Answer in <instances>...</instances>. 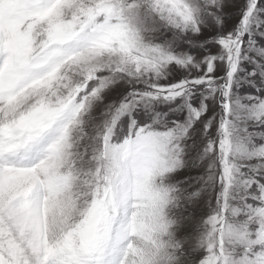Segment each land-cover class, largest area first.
<instances>
[{"label":"snow or ice","instance_id":"obj_1","mask_svg":"<svg viewBox=\"0 0 264 264\" xmlns=\"http://www.w3.org/2000/svg\"><path fill=\"white\" fill-rule=\"evenodd\" d=\"M0 264H264V0H0Z\"/></svg>","mask_w":264,"mask_h":264},{"label":"rangeland","instance_id":"obj_2","mask_svg":"<svg viewBox=\"0 0 264 264\" xmlns=\"http://www.w3.org/2000/svg\"><path fill=\"white\" fill-rule=\"evenodd\" d=\"M229 11H231V9ZM227 23L230 26L232 22L231 21H228ZM198 174H199V170H197V169H191L189 171H186L182 175H184V176H195V175H198Z\"/></svg>","mask_w":264,"mask_h":264}]
</instances>
